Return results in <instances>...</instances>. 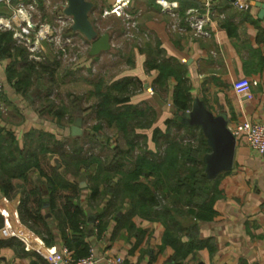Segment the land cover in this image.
I'll list each match as a JSON object with an SVG mask.
<instances>
[{
	"label": "crops",
	"instance_id": "0c3cea01",
	"mask_svg": "<svg viewBox=\"0 0 264 264\" xmlns=\"http://www.w3.org/2000/svg\"><path fill=\"white\" fill-rule=\"evenodd\" d=\"M58 1L64 0L48 3L36 0L33 20L47 23L45 18L50 14L54 22L56 14L63 13L66 6L58 7ZM89 1L92 3L89 19L99 35H109L110 43L111 30L105 25L100 32L97 22L110 14L105 11L114 0ZM171 1L177 4L175 16L161 11L155 0H129L124 8L135 16L138 27L133 31L135 43L123 50L127 54L126 64L131 65L109 83L123 77L141 82L143 88L131 95L130 102L150 106L155 111L154 124L164 128V119L174 113L172 89L176 81L168 76L164 81L166 90L158 89L159 70L145 65L150 53L151 60H164L171 65L176 61L182 63L192 100L199 98L214 114H225L231 131L244 120L264 124V0H237L245 8H238L231 0H210L207 16L201 0ZM18 2L27 4L31 0L0 1V17L12 19ZM179 11L186 14L185 18ZM41 16H45L43 20ZM115 19L121 29L126 20L119 16ZM199 20L200 29L193 25ZM146 34L149 36L145 37ZM54 53L51 45L43 41L36 55L39 59L30 58V54L29 59H58ZM12 54H0V74L5 82L3 95L8 106L5 110L8 114L0 121L2 132H13L20 144L24 134L34 129L61 138L51 113L45 111L39 115L36 110L35 98L29 94L33 87L24 96L7 80V67L17 60ZM95 55L89 52L88 57ZM151 86L154 90L150 93L146 88ZM36 94L40 99L39 91ZM16 113L19 120L11 121ZM151 130L144 133L148 135L149 148L154 149ZM235 139L231 169L211 179L213 201L207 217L188 213L182 207L181 212L172 209V222L164 223L157 215L139 214L125 194H120L110 207L107 206L109 194L88 205L90 189L85 186L86 171L76 176L83 186L78 201L85 217L79 227L85 232L82 242L99 257L93 264H108L107 259L115 255L127 264H264V154L253 151L243 135ZM18 205V194L6 197L0 191V264H52L46 259L47 249L65 246L55 222L50 220L52 235L47 243L20 221ZM43 212L49 216L46 209ZM93 217L100 220L99 232L91 222ZM66 232L69 235L68 229ZM69 250L75 257L74 249Z\"/></svg>",
	"mask_w": 264,
	"mask_h": 264
},
{
	"label": "trees",
	"instance_id": "16d2710c",
	"mask_svg": "<svg viewBox=\"0 0 264 264\" xmlns=\"http://www.w3.org/2000/svg\"><path fill=\"white\" fill-rule=\"evenodd\" d=\"M177 13L186 16L182 11ZM71 33L69 28L63 31L65 35ZM5 53H14L17 59H13L6 70L7 80L15 91L26 96L31 87L38 86V98L43 101L45 109L60 120L68 106L55 108L50 95L55 86L73 75V71H60L58 59H29V52L15 43L9 30L0 31V54ZM150 58L152 56L148 53L145 65L159 70L158 89L166 90L164 81L168 76L176 81L172 89L174 113L164 119V128L154 124L155 111L150 106L130 102L131 95L143 88L138 80L123 77L108 84L102 80L92 83L97 98L91 105L95 118L107 127L113 126L124 142L122 146L110 148V158L83 152L78 143L79 136L70 132L72 142L67 143L55 133L34 129L24 134L20 144L13 132H2L0 128V191L6 197L18 194L20 221L47 243L52 235L50 220L54 221L65 246L74 249L75 258L86 256L89 249L82 242L85 232L79 228L85 217L78 202L83 186L76 179L85 171V186L90 189L88 205L109 194L111 198L107 206L110 207L120 194H125L139 214L157 215L164 223L172 222V209L181 212V208L186 207L188 213L202 217L211 212L213 196L210 192L214 189V180L207 178L203 162L210 149L201 130L188 126L181 117V112L192 102L183 64L176 61L171 65ZM78 99L71 101L70 108ZM1 102L7 105L3 94H0ZM1 115L0 111V121L3 120ZM148 129H152L154 149H150L147 143L148 135L144 130ZM181 129L190 139L177 136ZM135 148L137 153H134ZM112 177L116 178L115 181ZM158 196L163 201L162 206ZM167 197L169 205L165 202ZM44 209L49 216L45 215ZM94 219L91 222L99 232L100 220Z\"/></svg>",
	"mask_w": 264,
	"mask_h": 264
},
{
	"label": "rangeland",
	"instance_id": "374dc122",
	"mask_svg": "<svg viewBox=\"0 0 264 264\" xmlns=\"http://www.w3.org/2000/svg\"><path fill=\"white\" fill-rule=\"evenodd\" d=\"M61 4L63 3H59L58 1V7L61 6ZM44 17L45 16H41L42 20ZM115 17H117V15L107 14L104 15L103 20L97 22L98 30L100 32L103 29L102 26L105 25L111 30V46L107 51H101L91 59L88 57L90 52V41H87L78 33L73 36L71 35L72 39L70 40V43H65L63 46L64 51L51 46L55 52L54 55H57V58L60 60V71L62 69L73 71V75L67 77L64 83H61L59 86H55L52 94L50 95V99L53 101L55 108L60 105L64 107L68 106V108L64 110L65 113L62 115L60 120H57V117L51 114V118L56 120L54 121L58 130L57 132L62 134V141L71 143L72 139L68 135L70 126L77 118H80L81 122L79 128L81 134L78 135V143L82 146V151L85 153H96L100 155L101 158L106 155L110 158L112 155V150L110 148L116 145L122 146L124 142L113 126L107 127L104 123L101 124L100 121L95 118L94 109L91 105L97 100V98L92 83L94 81L102 80L105 84H108L109 80L112 79L113 76L128 68L131 64L128 62V64H126L125 60L127 58V54H124V51H126L127 45H133L136 40L132 28L129 30L124 22L120 27L121 29L117 27L118 24L117 20H114ZM119 18L122 19L120 16ZM45 21L47 23H52V16L50 14L46 16ZM118 33L120 34L118 35ZM137 41V43H139L140 39ZM15 43L22 45L18 42ZM29 54L30 58L38 55L37 52L30 51ZM150 88L154 90L153 86ZM30 90L29 94H31V97L33 96V98H35L33 103L35 104L34 106L36 107V110L38 109L40 112L39 115H43V113L45 111L47 112V110L44 107L43 101L36 98V92L39 91L38 86H33V89ZM136 92H139V90ZM75 98H79V101H76L74 107L70 108L72 104L71 101ZM7 108V105L3 103L1 104L0 111L2 117L8 114V112L5 111L8 110ZM17 116H19L18 113L11 118V121L17 122L19 120V117ZM96 126L98 127L96 128ZM174 131L175 129L173 128V135ZM179 135H182L185 140L188 138L190 139V136L182 129L178 132L177 136ZM137 152L138 150L135 148L134 153ZM165 202L169 205L168 197Z\"/></svg>",
	"mask_w": 264,
	"mask_h": 264
},
{
	"label": "built area",
	"instance_id": "2783aa9c",
	"mask_svg": "<svg viewBox=\"0 0 264 264\" xmlns=\"http://www.w3.org/2000/svg\"><path fill=\"white\" fill-rule=\"evenodd\" d=\"M2 1V0H0ZM9 1V0H5ZM48 3L49 0H43ZM202 5L205 8V15H209L210 0H201ZM156 4L159 5L161 11L169 13L171 16H175V8L177 4L171 0H155ZM63 7L66 5V0L63 2ZM129 3V0H114L110 8L105 13L115 14L126 20L124 23L128 29L138 30L136 22L134 21L135 16H131L125 11V6ZM238 8H245L246 5L234 0ZM36 10V0H31L30 3L18 2L14 5V16L12 19L0 17V31L9 30L12 32L13 39L16 42L25 46L30 52H39L41 50V43L47 42L51 46L64 51V44L70 43L72 39L71 35L63 34L66 28L71 25V17L64 13L56 14L54 22L50 23H39L33 20L32 13ZM193 9H191L192 11ZM196 10V9H195ZM191 24V23H190ZM195 27L201 28V20L193 23ZM147 35H145L146 37ZM33 58L39 59L38 56ZM148 92H152V89L146 88ZM5 92V82L0 74V94ZM232 134L237 137L243 135L246 139L249 147L256 153L264 154V124L256 121H241L232 129ZM163 202V201H162ZM96 223V222H95ZM96 230V227H94ZM46 259L52 264H93L99 257L96 256L92 247H89L88 254L82 257H73L70 250L66 246H61L60 249L48 248ZM108 264H127L125 260L115 255L107 259Z\"/></svg>",
	"mask_w": 264,
	"mask_h": 264
},
{
	"label": "water",
	"instance_id": "95a60500",
	"mask_svg": "<svg viewBox=\"0 0 264 264\" xmlns=\"http://www.w3.org/2000/svg\"><path fill=\"white\" fill-rule=\"evenodd\" d=\"M232 2L234 0H231ZM92 3L89 0H66L63 13L71 17L70 29L83 35L90 44V53L97 54L109 48V35L98 34L89 19ZM183 120L188 126L199 127L209 147V152L204 155V171L208 179H213L221 172L228 171L232 167L235 147V136L227 125L226 115L214 114L199 98H194L188 109L181 112ZM77 118L70 126V134H81ZM160 206L162 199L158 196Z\"/></svg>",
	"mask_w": 264,
	"mask_h": 264
}]
</instances>
